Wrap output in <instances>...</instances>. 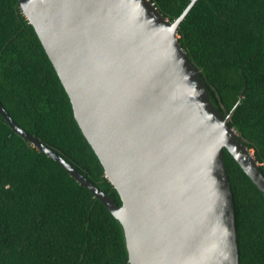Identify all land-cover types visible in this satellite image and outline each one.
<instances>
[{"label":"water","instance_id":"95a60500","mask_svg":"<svg viewBox=\"0 0 264 264\" xmlns=\"http://www.w3.org/2000/svg\"><path fill=\"white\" fill-rule=\"evenodd\" d=\"M150 0H18L117 203L20 128L123 227L130 264H239L225 148L264 195V173L211 102L177 30ZM239 97L238 103L243 96Z\"/></svg>","mask_w":264,"mask_h":264},{"label":"trees","instance_id":"16d2710c","mask_svg":"<svg viewBox=\"0 0 264 264\" xmlns=\"http://www.w3.org/2000/svg\"><path fill=\"white\" fill-rule=\"evenodd\" d=\"M150 1L173 21L191 0ZM177 35L264 173V0H197ZM0 102L20 128L121 202L18 0H0ZM223 155L239 264H264V195L225 148ZM0 264H130L120 222L1 112Z\"/></svg>","mask_w":264,"mask_h":264}]
</instances>
